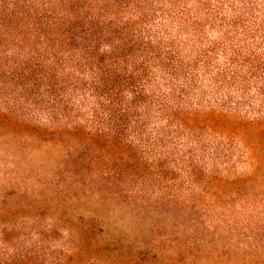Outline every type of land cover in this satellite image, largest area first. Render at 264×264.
<instances>
[{"label":"trees","instance_id":"1","mask_svg":"<svg viewBox=\"0 0 264 264\" xmlns=\"http://www.w3.org/2000/svg\"><path fill=\"white\" fill-rule=\"evenodd\" d=\"M244 170L264 186V0H0V264H264L189 198ZM175 193L180 241L108 238Z\"/></svg>","mask_w":264,"mask_h":264},{"label":"rangeland","instance_id":"2","mask_svg":"<svg viewBox=\"0 0 264 264\" xmlns=\"http://www.w3.org/2000/svg\"><path fill=\"white\" fill-rule=\"evenodd\" d=\"M243 183H238L231 188H225L223 192L213 194L210 188L198 191L197 194L189 198L197 201V216L203 215L204 223L206 214L210 207L208 204L217 202V207H211L208 213L209 221L212 224V231L217 228V232L209 235L212 239L229 238L240 243L241 252L252 253L260 257L264 254V186L260 183V170L248 174ZM167 192L165 195L169 197ZM174 194V198L166 200H151L147 206H138L130 210L115 212L103 217L105 223L111 229L109 239L120 237L130 243L136 250H139L142 242L151 239V236L158 234L167 238L182 239L181 228H183V214L190 213L181 205V198ZM171 197V196H170ZM8 204L14 202L12 197L8 198ZM178 199V201H177ZM180 200V202H179ZM226 206L224 209L223 206ZM78 211L86 210L85 216L89 223V207L85 202H80L76 206ZM89 215V217H88ZM224 232L217 227V222ZM187 224V222H185ZM209 225V224H208ZM161 228V229H160ZM202 234H204L202 232ZM107 238V240H109ZM260 242L262 247L260 248ZM199 264H215L212 261L203 259Z\"/></svg>","mask_w":264,"mask_h":264}]
</instances>
